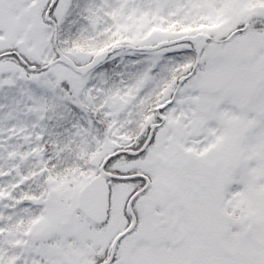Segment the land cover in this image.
Returning a JSON list of instances; mask_svg holds the SVG:
<instances>
[{
	"label": "snow or ice",
	"instance_id": "6c2138e0",
	"mask_svg": "<svg viewBox=\"0 0 264 264\" xmlns=\"http://www.w3.org/2000/svg\"><path fill=\"white\" fill-rule=\"evenodd\" d=\"M0 264H264V0H0Z\"/></svg>",
	"mask_w": 264,
	"mask_h": 264
}]
</instances>
